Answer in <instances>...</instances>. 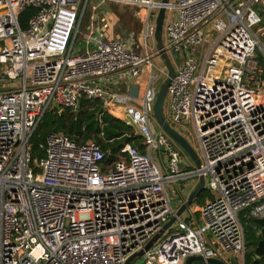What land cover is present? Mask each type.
Returning a JSON list of instances; mask_svg holds the SVG:
<instances>
[{
    "label": "built area",
    "instance_id": "1",
    "mask_svg": "<svg viewBox=\"0 0 264 264\" xmlns=\"http://www.w3.org/2000/svg\"><path fill=\"white\" fill-rule=\"evenodd\" d=\"M108 1L135 9L136 38L105 41L93 14L78 42L89 0H0V264H125L174 215L169 188L200 177L214 198L142 258L230 264L233 254L244 264L241 214L264 219V0ZM27 8L36 13L22 29ZM161 8L175 71L163 116L174 130L191 125L198 169L154 126L167 76L155 42ZM143 68L140 95L134 83ZM82 98L131 127L128 117L144 153L126 144L106 163L95 142L52 133L44 157L32 159L30 139L45 112L77 111Z\"/></svg>",
    "mask_w": 264,
    "mask_h": 264
},
{
    "label": "trees",
    "instance_id": "2",
    "mask_svg": "<svg viewBox=\"0 0 264 264\" xmlns=\"http://www.w3.org/2000/svg\"><path fill=\"white\" fill-rule=\"evenodd\" d=\"M36 13L33 8H27L19 17L22 29H26L29 19ZM101 106L96 101L80 100L77 114H73L69 109L49 110L43 115L37 129L30 139L32 159L41 160L45 152L41 148L45 144L48 135L52 133H63L79 144L93 141L100 146L105 153L106 163H111L121 158V149L126 144H131L141 153L144 147L141 145L142 139L134 134L131 127L122 121L115 119L106 112L100 113ZM213 194L208 190H203L194 200L193 205L202 206L207 200L213 199ZM246 213V212H244ZM241 214L245 240L244 264H264V256L257 259L254 254V241L261 239L259 226L255 220L245 219ZM192 264H200L193 262Z\"/></svg>",
    "mask_w": 264,
    "mask_h": 264
},
{
    "label": "water",
    "instance_id": "3",
    "mask_svg": "<svg viewBox=\"0 0 264 264\" xmlns=\"http://www.w3.org/2000/svg\"><path fill=\"white\" fill-rule=\"evenodd\" d=\"M169 0H161L162 4H167ZM165 18V9L161 8L158 12L157 18H156V31H155V42H156V48L161 56V59L163 61V64L167 71V76L164 79V81L161 83L158 93L156 95V100L153 106V119L157 123V125L162 129V131L167 134L183 151L184 153L189 157V159L192 161L194 166L198 169L200 167V161L196 153L194 152L193 148L190 146V144L187 142L185 138H183L176 130L171 128L165 121L163 116V105L166 99V93L167 88L170 83L171 78L174 76V66L168 56V54L165 51L164 45H163V23ZM103 110L100 109V113H102ZM73 114H77V111H72ZM131 125V128L133 129L134 133L137 136H140V132L137 128V126L127 117L126 118ZM205 190L204 185V178L200 177L196 185L194 186L193 190L189 194V196L186 198V200L178 207V209L175 211L174 215L170 218V220L162 227V229L139 251L132 254L126 261L125 264H131L143 257V254L148 251L158 239L161 238V236L171 228L177 221L181 220L182 215L190 209V207L193 205L194 200L197 198V196ZM255 223L257 226H259L260 230V236L261 239L259 241H254L252 245L254 246V254L257 259H260L264 256V219H258L255 220ZM143 259V258H142ZM193 262H198L200 264H225L224 262L217 260V259H204L201 256L197 257H188L184 264H192ZM230 264H236L234 259H230ZM254 264H258L257 261H254Z\"/></svg>",
    "mask_w": 264,
    "mask_h": 264
},
{
    "label": "rangeland",
    "instance_id": "4",
    "mask_svg": "<svg viewBox=\"0 0 264 264\" xmlns=\"http://www.w3.org/2000/svg\"><path fill=\"white\" fill-rule=\"evenodd\" d=\"M171 1L174 2V0H171ZM83 2H84V0H80V5H82ZM99 4H100V0H90L89 4L87 6L86 12H85L83 19H82V25H81V29H80V35L78 37V39H79L78 42H80L82 34L86 32L87 25L90 21L89 17L92 14L91 7L94 5L97 6ZM102 11L106 12V14H105L106 17H109V18L115 17L116 20L111 21V23H112L111 25H112L113 32H114L115 36H119L120 38H125L131 34V36H133V38L137 37L141 26H140L135 14H134V11L132 9H129L127 7H122L121 5H118V4L106 2L103 5V7L100 6V9L98 11V15ZM174 14H175V12H173L171 14L168 13L167 16L174 15ZM127 39H129V37H127ZM175 59H176L177 63H179L178 57H175ZM163 109L165 110V104L163 105ZM154 123H155L154 126L158 127L156 125L155 121H154ZM174 128L177 132H179V134L183 138H185L187 140V142L193 148L196 155H199L198 143L195 139L191 125L189 123H183L180 127H174ZM174 149L180 153L181 158H186L187 160L191 161L189 159V157L184 153V151L177 144H176V146L174 145ZM190 184H192V183H186L185 194L180 195L176 199H173L172 194L169 193V195L172 199V207L173 208H176L179 205L182 198L186 199L189 196V194L193 190L191 188ZM184 216H185V213L182 215V218ZM176 227L178 228V222H176L173 225L172 229H174ZM230 258H234L236 264H243L240 255H233V254L226 255L227 260H229ZM131 264H146V262L144 261V259L141 258V259H139V260H137Z\"/></svg>",
    "mask_w": 264,
    "mask_h": 264
},
{
    "label": "crops",
    "instance_id": "5",
    "mask_svg": "<svg viewBox=\"0 0 264 264\" xmlns=\"http://www.w3.org/2000/svg\"><path fill=\"white\" fill-rule=\"evenodd\" d=\"M90 2V0H89ZM108 2V3H113L111 1H108V0H100V4L97 5V6H92L91 7V10H92V14L90 15V17L94 14L95 16H98V22L95 24V29L100 32V34H102L103 36V39L105 41H109V40H119V41H125L127 40V37L130 38L131 34L128 35L127 37L125 38H120L119 36H115L114 35V32H113V28H112V23L111 21H114L116 20L115 17H106L105 14L106 12L102 11L101 13H99L98 15V11L100 9V6L103 7V5ZM115 4V3H114ZM93 7H96V9L93 11ZM122 7H126V6H122ZM129 9H132L134 11V14H135V9L133 8H130V7H127ZM136 16V14H135ZM90 17H89V20H90ZM90 24V21L87 25V27L89 26ZM87 29V28H86ZM87 32V31H86ZM85 32V33H86ZM83 33V35L85 34ZM147 80H148V69L147 68H143L142 72H141V75L139 76V78L137 79L136 83H134L136 86L139 87V94L141 95L146 84H147ZM122 86H120V89L122 92L125 91V84L123 82V84H121ZM191 188L193 189V187L195 186L194 183L190 184ZM185 187H186V184H181L179 186H174V187H170L169 188V192L170 194H172L173 196V199H176L178 198L180 195L182 194H185ZM186 199H181L179 205L175 208L176 210L178 209V207L185 201ZM197 205H192L190 207V209L188 211L185 212V216L182 218L183 220H186L188 221L190 219V211Z\"/></svg>",
    "mask_w": 264,
    "mask_h": 264
}]
</instances>
